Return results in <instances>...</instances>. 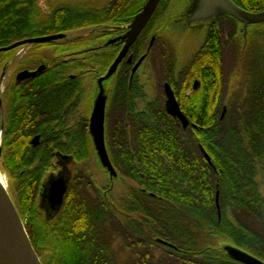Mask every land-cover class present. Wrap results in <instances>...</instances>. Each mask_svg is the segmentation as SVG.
<instances>
[{
    "label": "trees",
    "instance_id": "16d2710c",
    "mask_svg": "<svg viewBox=\"0 0 264 264\" xmlns=\"http://www.w3.org/2000/svg\"><path fill=\"white\" fill-rule=\"evenodd\" d=\"M245 4L250 10L264 8L260 0ZM39 9L38 0H0V46L74 26L68 25L67 13L60 11L64 19L58 20L51 8L45 13ZM220 32L211 29L175 75L171 49L155 47L156 81L171 84L197 127L184 129L166 113L159 96L147 101L137 122L124 123L122 129L109 126L106 147L112 171H107L110 178L124 181L120 196L111 194V182L99 186L93 181L88 172L93 144L87 143L84 129L68 125L70 106L81 96L76 81L49 70L33 97L15 98L11 113L21 111L5 119L4 166L14 178L19 213L28 216L25 227L34 249L48 254L44 264H240L226 253V245L264 261V178H256L257 172L264 176V34L257 39L251 33L248 51L236 53L247 63L251 57L259 60V65L253 70L245 64L240 70L245 84L227 98V41ZM234 40L239 47V39ZM121 72L124 77L111 83L112 98L131 97L133 91L143 96L137 76L129 82L128 72ZM194 79L200 85L191 89ZM36 96L45 109L58 106L55 127L27 126L24 101ZM34 133L41 135L37 145L29 141ZM57 152L72 155L75 165L62 204L50 216L42 201L47 174L69 163L55 157Z\"/></svg>",
    "mask_w": 264,
    "mask_h": 264
},
{
    "label": "flooded vegetation",
    "instance_id": "af4514ba",
    "mask_svg": "<svg viewBox=\"0 0 264 264\" xmlns=\"http://www.w3.org/2000/svg\"><path fill=\"white\" fill-rule=\"evenodd\" d=\"M146 1L147 0H42V9L39 7L41 13H45L48 11V8H51L52 13L54 12L55 17H58V20L61 18L62 20L64 19V17H60L63 16V14H59L60 11L62 13H67L71 18V22L68 25L74 24V26L66 28L65 30L53 32L63 33L65 34V37L62 38L61 41H57L52 44L50 48L52 52L49 53V56L42 57L39 55V53L36 54V58H34L35 60L33 63H31V65H28L27 63L23 66H18L20 61L19 58L16 57L15 49L17 47L10 50L0 51V73L2 77L5 76L3 75L4 69H6L9 65H17L12 74V82L8 84L9 87L5 91L4 100L2 97L0 98V126L2 124L3 131L6 128L5 119L8 118V115L11 113L15 103L17 102L15 98L17 96L33 97L35 86L40 87L39 84L40 81H42V76L49 70H54V72L57 73L61 72L63 77L66 76L69 79L76 81L75 86L81 90V96L79 95L75 103L70 106L69 111H71V116L68 117L67 121L69 127L71 126L75 129L79 128L85 130L87 143L92 142L90 134L92 114L95 105L100 99V97L97 96L100 91V86L98 87V83L100 82L101 85L102 82L105 83L108 81L107 88L110 86L108 93H106L104 98L101 97V101L103 103V140L108 159L109 155L106 147L107 128L111 126L115 127L116 129H122L124 123L133 124L137 122V120H139V112L147 107V101L154 99L157 93L159 99L164 105L166 113L172 116L166 110L165 84H168L171 88L180 110L187 118L188 123L185 127H183L178 117H172L175 118L184 129L190 126L197 127L196 123H194L184 112V109L182 108L184 102L182 105L178 102L177 96L171 84L165 80L156 81L154 76L155 54H157L158 50L155 49V47H167V39L163 38L161 41L159 36L160 34L158 32L163 31L164 34L166 31V33L168 32V34H170L168 30L171 27V24L178 20L180 25H186V22H188L189 25L191 24V27L196 26L199 23L205 24V30L200 40V44L198 48L195 49L197 51L211 29L213 31L216 29V31L219 33H221V30L225 40L227 41L226 44L230 46L234 45V39H239V36L242 38L244 43H247L251 33L258 34L260 32L258 27H264V21L250 23L244 27V24L232 15L226 14L227 16L224 17L213 16L211 18H204L201 17L203 12L198 13V10H196V12L194 11V13H191L192 10H188V8H190V5L194 0H164L163 2L160 0L153 14L150 16L140 34L129 46L126 54L118 63L116 69L113 72H109L111 65L125 44L136 16L141 12ZM231 1H233L243 10L249 12L264 11V8L260 10H250L244 6L248 5L245 3L249 2L253 5V1L255 0H241V3L237 0ZM198 7L196 9H198ZM165 10H168L169 16L166 18V21H162V18L166 12ZM225 22L228 23L227 27L224 25ZM159 23H162V26ZM157 24L159 25L157 26ZM91 33L98 34L94 35L93 37H88ZM30 37L35 36L24 37L13 42ZM42 44L46 43L30 45L40 46ZM8 45H2L0 47ZM26 45L27 44L21 46ZM193 54H191L190 57ZM136 64L137 66L135 70L132 71ZM124 65H127L128 67L123 69L122 67ZM40 66L42 67L35 76L31 78L17 79L16 76L20 71L29 70L35 72ZM97 66H102L103 69H101V67L98 68ZM144 66H147V73H144ZM121 70L128 72L129 82L132 81L134 75L137 76L138 83L144 88L142 90V93L144 94L143 96H140L135 91H133V93L130 91L132 94L131 97L130 95L123 97V95L117 94L114 96V98H112L114 92L110 90L111 83L114 77L115 79L119 76L124 77ZM52 77L56 78V75H52ZM199 82L200 80L194 79L190 88L196 89L200 85ZM148 84L150 87H152V89H150ZM155 88L157 91H155ZM96 93L97 95H95ZM190 93L191 90H188L186 95H189ZM3 101L5 102L6 108L4 121L3 118L1 119V115H3ZM24 102L25 106L22 109H25L24 111L26 114H24L28 116V127L38 128L41 127V124L43 126L55 127L58 124L59 117L57 116L58 112H56L58 111V106L56 107L53 105L52 108L45 109L42 107L43 99L38 100L37 96L36 99L25 100ZM111 108L112 112L110 111ZM49 109H51V111ZM48 110L52 112V114H50ZM20 111L21 110L19 109H15L11 115L16 116V114H19ZM65 111L66 110L63 109L61 113V118H63L64 122L66 121ZM36 135L39 136L40 142V133H34L29 139L30 143L31 139ZM59 152L54 153L55 157L62 159L60 156L63 154L64 156H68L67 159L63 160H68V162L73 161V158L71 157L72 155ZM59 169L62 170L65 168L62 167V169ZM60 170H56L55 172H59ZM115 180L117 182L119 178L117 177ZM120 183L125 185L123 180H120Z\"/></svg>",
    "mask_w": 264,
    "mask_h": 264
},
{
    "label": "water",
    "instance_id": "95a60500",
    "mask_svg": "<svg viewBox=\"0 0 264 264\" xmlns=\"http://www.w3.org/2000/svg\"><path fill=\"white\" fill-rule=\"evenodd\" d=\"M160 0H147L141 12L136 16L132 28L129 32V35L125 41V44L114 60L109 72H113L118 63L121 61L123 56L126 54L129 46L140 34L141 30L149 20L150 16L153 14ZM200 6V4L198 5ZM197 6V7H198ZM211 6H217L224 11V14L232 15L239 21L244 24L246 27L250 23H257L264 21V11L261 12H249L243 10L237 6L231 0H204L203 4L198 7L199 12H205ZM196 8V7H195ZM65 34L63 33H54L48 35H41L22 39L16 42L11 43L8 46L0 47V51L10 50L15 47L32 44V43H46L52 40H57L64 38ZM137 64L132 71L135 70ZM42 66H40L35 72L29 70H22L17 74V79L22 78H31L39 72ZM165 93H166V110L172 116L178 117L183 127L188 123L187 118L181 112L180 107L174 97V94L168 84H165ZM102 98L99 99V102L95 105L92 114L91 121V132H93V140L95 142V147L97 149L98 156L102 163L106 167H111L109 163L108 156L105 151L104 140H103V103ZM225 113V107L221 113V118ZM0 130L2 132L3 126L1 124ZM39 143V136L36 135L31 139L32 145H37ZM204 158L210 162L208 154L203 148H200ZM62 159H67L68 156H61ZM70 181V174L67 169H62L57 173H52L48 176L46 183L43 186V204L48 210V215H53L56 213L63 201V196L67 190L68 184ZM217 202V194H216ZM0 234L7 239L15 248L21 260L24 264H42L38 255L36 254L26 228L23 224V221L17 211V208L7 192V190L0 189ZM226 253L236 262L241 264H264V261L258 259L257 257L231 245L225 246Z\"/></svg>",
    "mask_w": 264,
    "mask_h": 264
},
{
    "label": "rangeland",
    "instance_id": "374dc122",
    "mask_svg": "<svg viewBox=\"0 0 264 264\" xmlns=\"http://www.w3.org/2000/svg\"><path fill=\"white\" fill-rule=\"evenodd\" d=\"M204 2V0H194L191 5L190 8H188V10H192L191 13H194V11L196 12V8L197 5H202ZM39 7L42 9L41 4H42V0L38 1ZM196 7V8H195ZM166 9V8H165ZM169 9V8H168ZM166 11V10H165ZM25 16L23 14H20V16ZM164 15V14H163ZM169 16V12L168 10L165 12V15L162 18V21H166V18H168ZM213 16H220V17H224L227 16L226 14H224V11L220 8H217V6H211L209 7V9L205 12L202 13L201 17L204 18H211ZM161 21V22H162ZM179 21V20H178ZM178 21H174L171 24V27L169 28V33H166V31L163 34V31H159L158 34L160 36V40L162 41L163 38L167 39V48L171 49V52L173 53V58H174V64L175 68L173 71V74L175 75V73L178 72V70L180 68H182L188 60L190 58V55L193 54L198 48L199 44H200V40L203 36V32L205 30V24H198L196 26H192L191 24L189 25L188 22H186V25H180V23ZM160 22V21H159ZM160 24V23H159ZM157 24V26L159 25ZM227 22L224 23V25H226ZM162 26V23L160 24ZM228 26V24H227ZM260 30V32L258 34H264V27L263 26H259L258 27ZM255 34V33H254ZM257 35V34H256ZM255 38L260 39V35L255 36ZM52 44H42L40 46H31V45H26V46H20L17 47L15 49L16 51V57L19 58L20 63L18 64V66H23L25 64L28 63V65H31V63L34 62V58L36 54L39 53L40 56L42 57H46L49 56L52 51L50 50ZM238 46L235 45H225V72H226V88H225V93H226V97L230 98V95L232 93L237 92L241 89V84L244 85L245 79H243L244 77V72L240 71L243 70V67L245 66V64H247L250 69H257V66L259 65V60H256L255 58L251 57V59H249L248 63L246 61H244V58H242L240 55H236L237 52L240 51V54L244 51L247 50L249 44L247 45V43L243 42L242 38L239 36V42H238ZM248 51V50H247ZM251 51V50H250ZM233 56L236 57V62H233ZM235 65V67H234ZM17 67V65H9L6 69H4V77L1 76L0 73V98L2 97V99L4 100V94L5 91L7 90V88L9 87V83L12 82V74L15 70V68ZM254 74V73H253ZM252 74V75H253ZM252 79V78H251ZM94 82V80H93ZM98 87L100 89L98 95L97 93L95 95H97L98 97H105L106 93H108V89L110 86H108L107 88V82H102L100 85V82L98 83ZM147 85V84H146ZM149 86V84H148ZM150 87V86H149ZM150 89H152V87H150ZM98 91V90H97ZM155 91L156 88H155ZM238 94V93H237ZM235 94V95H237ZM234 94H232L233 96ZM158 96V93L155 95ZM2 112L3 115H1V119L5 118V114H6V108H5V102H2ZM1 131V130H0ZM91 134V138H92V144H93V152L91 153V158L88 160V172L90 173L91 178L93 179V181H95L99 186L105 184V183H110L111 182V194H113L114 196H120L121 194L125 193V188L123 184L120 183V179L116 182L115 178L111 179L108 175V171H112V168L110 167H106L102 161L100 160L98 153H97V149L95 147V142L93 140V132H90ZM2 140H3V130H2ZM1 140L0 142V174L3 176L5 182H6V190L9 193V195L11 196L17 211L19 213V209L21 207H18L15 203V195H14V191H13V183H14V178H11L9 173L6 171L5 169V164H4V157L5 155L8 153V149L4 150L3 149V141ZM55 159V158H52ZM74 163L73 162H69L68 165H66V169L69 171V174H71V171L74 167ZM108 170V171H107ZM57 173V172H54ZM52 174L51 172L49 174H47L46 180L48 179V176ZM256 178L259 181L260 179H263L264 176L261 174V172H257L256 174ZM20 217L23 221V224L25 226L26 220H27V214H20ZM26 228V227H25ZM33 246V245H32ZM34 248V247H33ZM35 250V249H34ZM36 252V251H35ZM37 254V253H36ZM38 255V254H37ZM47 252H41L40 255H38L40 261L42 262V264H44V262H47Z\"/></svg>",
    "mask_w": 264,
    "mask_h": 264
},
{
    "label": "bare ground",
    "instance_id": "6f19581e",
    "mask_svg": "<svg viewBox=\"0 0 264 264\" xmlns=\"http://www.w3.org/2000/svg\"><path fill=\"white\" fill-rule=\"evenodd\" d=\"M2 134L0 132V142ZM0 189L6 190V182L0 174ZM0 264H24L13 245L0 234Z\"/></svg>",
    "mask_w": 264,
    "mask_h": 264
}]
</instances>
